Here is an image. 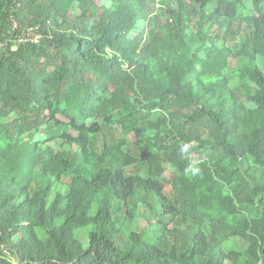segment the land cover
Here are the masks:
<instances>
[{"label": "trees", "instance_id": "16d2710c", "mask_svg": "<svg viewBox=\"0 0 264 264\" xmlns=\"http://www.w3.org/2000/svg\"><path fill=\"white\" fill-rule=\"evenodd\" d=\"M104 2L0 0V264H264V0Z\"/></svg>", "mask_w": 264, "mask_h": 264}, {"label": "built area", "instance_id": "2783aa9c", "mask_svg": "<svg viewBox=\"0 0 264 264\" xmlns=\"http://www.w3.org/2000/svg\"><path fill=\"white\" fill-rule=\"evenodd\" d=\"M12 32H14L15 40L19 43L38 44L44 38V34L41 32L39 26H30L21 29L16 21L13 22Z\"/></svg>", "mask_w": 264, "mask_h": 264}, {"label": "rangeland", "instance_id": "374dc122", "mask_svg": "<svg viewBox=\"0 0 264 264\" xmlns=\"http://www.w3.org/2000/svg\"><path fill=\"white\" fill-rule=\"evenodd\" d=\"M95 1L100 6L105 3L104 0H95ZM10 259H11L12 263L17 264V262L15 261V259L13 257H11Z\"/></svg>", "mask_w": 264, "mask_h": 264}]
</instances>
